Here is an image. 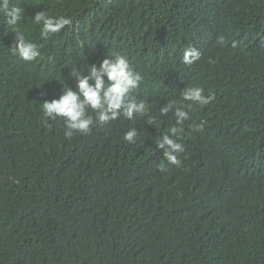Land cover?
I'll return each mask as SVG.
<instances>
[{
    "label": "trees",
    "instance_id": "16d2710c",
    "mask_svg": "<svg viewBox=\"0 0 264 264\" xmlns=\"http://www.w3.org/2000/svg\"><path fill=\"white\" fill-rule=\"evenodd\" d=\"M12 2L24 14L9 26L0 13V264H264V0ZM38 12L71 22L42 39ZM17 32L35 61L11 51ZM114 54L142 76L132 95L148 111L65 137L41 104ZM196 86L215 98L185 109L168 165L155 140Z\"/></svg>",
    "mask_w": 264,
    "mask_h": 264
},
{
    "label": "clouds",
    "instance_id": "9594fccd",
    "mask_svg": "<svg viewBox=\"0 0 264 264\" xmlns=\"http://www.w3.org/2000/svg\"><path fill=\"white\" fill-rule=\"evenodd\" d=\"M0 13L6 18L7 25L16 26L22 19L24 9L12 0H0ZM33 21L42 25L40 29L42 39L60 33L71 22L64 16L53 17L45 12H38ZM11 51L26 62L35 61L41 56L38 45L26 39L20 32L15 34V43ZM200 59L201 54L197 49L191 47L185 49L183 55L185 64L192 65ZM74 76L75 90L64 84L58 99L46 100L41 104L46 118L53 121L58 117L63 119L66 129L64 135L69 139L76 133H89L97 121L101 124L109 123L118 119L121 114L131 120L134 115H144L148 111L147 102H137L132 95L140 87L142 76L132 70L124 55L114 54L111 58L103 59L99 66H90L88 75L75 74ZM182 97L184 101L190 103L175 105L176 126L171 127L168 133L155 140L156 147L162 150L168 165L181 163L178 154L184 151V145L179 142V139L184 131V122L189 119L185 109L191 108L193 104L208 105L214 100L215 95L211 92L205 95L204 89L196 86L185 88ZM173 107L174 102L166 104L161 107L160 114L166 116ZM89 110L94 111L95 119L88 114ZM154 122V118L148 119L149 124ZM137 135L138 131L130 128L124 133L123 140L134 143ZM159 170L167 171L166 165L161 163Z\"/></svg>",
    "mask_w": 264,
    "mask_h": 264
}]
</instances>
